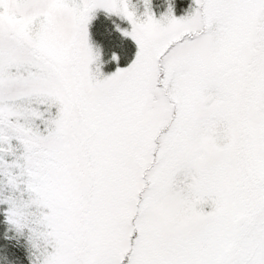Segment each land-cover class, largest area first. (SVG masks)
Masks as SVG:
<instances>
[{"label":"snow or ice","instance_id":"snow-or-ice-1","mask_svg":"<svg viewBox=\"0 0 264 264\" xmlns=\"http://www.w3.org/2000/svg\"><path fill=\"white\" fill-rule=\"evenodd\" d=\"M145 4L0 0L7 222L31 264H264V0ZM99 10L138 48L111 76Z\"/></svg>","mask_w":264,"mask_h":264},{"label":"trees","instance_id":"trees-1","mask_svg":"<svg viewBox=\"0 0 264 264\" xmlns=\"http://www.w3.org/2000/svg\"><path fill=\"white\" fill-rule=\"evenodd\" d=\"M169 1L177 7L178 0ZM185 1L190 7L193 4V0ZM130 3L133 5V0ZM137 4L141 6L142 2L139 0ZM126 27H130V24L124 18L104 11H97L90 25V38L95 47L100 49L102 72L106 75L117 68L126 67L136 54L134 41L123 35L127 32ZM113 54L119 57L118 62L113 60ZM6 211L7 206L0 205V264H31L26 235L17 233L7 222Z\"/></svg>","mask_w":264,"mask_h":264},{"label":"rangeland","instance_id":"rangeland-1","mask_svg":"<svg viewBox=\"0 0 264 264\" xmlns=\"http://www.w3.org/2000/svg\"><path fill=\"white\" fill-rule=\"evenodd\" d=\"M131 0H129V5H130V9L135 11L137 17L140 19V20H146L147 17L145 15L146 11H147V8H146V4H145V0H140L142 2V5L140 6L139 4H137L139 2V0H133V5L130 3ZM153 2V3H151ZM165 2V3H164ZM176 5L177 7L173 6L171 4V2L169 0H156L155 2L153 0H150V5H151V12L155 15V17L157 19H159L161 16L165 15L168 11V8L171 6L173 9H174V15L176 16V18H182V17H185L187 16L191 11H192V8H193V4L191 5H188L187 2L185 0H178L176 1ZM137 4V6H136ZM135 7L137 8V10L135 9ZM99 11H103V10H99ZM117 16V15H116ZM120 17V16H119ZM125 19V18H124ZM127 21V19H125ZM128 22V21H127ZM129 23V22H128ZM130 24V23H129ZM126 30L127 32H131L132 31V25L130 24V27H126ZM91 39V38H90ZM132 40V39H131ZM91 43L94 47V49H97L94 45V43L92 42L91 40ZM135 43V42H134ZM136 45V44H135ZM98 50V49H97ZM100 51V49H99ZM138 52V48H137V45H136V54ZM136 54L133 56V59L132 61L126 66V67H123V68H117L114 72L110 73V74H104V76H111L112 74H114L118 69H126L128 68L135 60V57H136ZM101 71H102V66H101ZM29 257H30V254H29Z\"/></svg>","mask_w":264,"mask_h":264}]
</instances>
